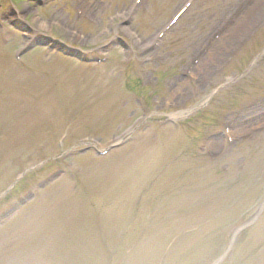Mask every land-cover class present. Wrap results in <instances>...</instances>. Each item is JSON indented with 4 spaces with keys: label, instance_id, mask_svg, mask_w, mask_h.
I'll list each match as a JSON object with an SVG mask.
<instances>
[{
    "label": "rangeland",
    "instance_id": "1",
    "mask_svg": "<svg viewBox=\"0 0 264 264\" xmlns=\"http://www.w3.org/2000/svg\"><path fill=\"white\" fill-rule=\"evenodd\" d=\"M246 1L0 0V216L53 178L0 224V264H213L247 225L224 264H264V0ZM36 32L110 61L36 47L17 64Z\"/></svg>",
    "mask_w": 264,
    "mask_h": 264
},
{
    "label": "bare ground",
    "instance_id": "2",
    "mask_svg": "<svg viewBox=\"0 0 264 264\" xmlns=\"http://www.w3.org/2000/svg\"><path fill=\"white\" fill-rule=\"evenodd\" d=\"M260 0H256L255 2H253L252 3V5L250 6V8L249 9H247V13L251 10H253V11H258L259 9H260V5L258 4V2H259ZM247 13L234 25V27H236V26H239V27H241V24L245 21V19L247 18L246 17V15H247ZM207 64V63H206Z\"/></svg>",
    "mask_w": 264,
    "mask_h": 264
}]
</instances>
